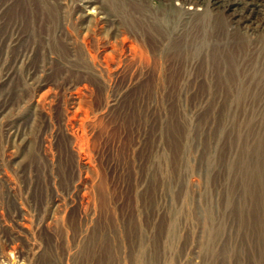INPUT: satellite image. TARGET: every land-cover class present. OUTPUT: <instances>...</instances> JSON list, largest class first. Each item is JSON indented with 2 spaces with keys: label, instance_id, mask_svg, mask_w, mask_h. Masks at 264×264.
Listing matches in <instances>:
<instances>
[{
  "label": "rangeland",
  "instance_id": "1",
  "mask_svg": "<svg viewBox=\"0 0 264 264\" xmlns=\"http://www.w3.org/2000/svg\"><path fill=\"white\" fill-rule=\"evenodd\" d=\"M111 1L0 0V264H264V0Z\"/></svg>",
  "mask_w": 264,
  "mask_h": 264
},
{
  "label": "bare ground",
  "instance_id": "2",
  "mask_svg": "<svg viewBox=\"0 0 264 264\" xmlns=\"http://www.w3.org/2000/svg\"><path fill=\"white\" fill-rule=\"evenodd\" d=\"M111 1V0H110ZM137 1H139V2H135V1H131V0H122V2H121V4L120 5H122V6H124L125 8L124 9H126L127 10V14H129V12H131V14H133V15H128L129 16V18L131 19V22H130V25H131V27L129 28V31H136L137 33L141 30V33L143 34V29H142V26L145 24V20H146V18H144L145 16H141L142 14L144 15V12H145V8H144V10H142V8H141V6H142V3L144 2L143 0L141 1V0H137ZM140 1H141V3H140ZM165 1V0H164ZM181 1V3H191V4H194V5H199V4H201V3H203L204 2V0H180ZM99 2V1H98ZM112 2V1H111ZM120 2V1H119ZM116 3V2H115ZM114 3V4H115ZM213 3H214V6H216L219 10H220V12H221V14L223 15V17H224V15L226 14V13H228L227 14V16H228V20H229V22L230 23H233V24H235V25H237V27L238 26H241V25H243V24H245V25H247L246 27H249V29L250 30H257L261 25H262V19H260V18H257V17H254V16H246L247 14H245V8L244 7H241L242 5H246V6H248V5H257V3H255V0H251V1H248V0H245V2L244 1H240V0H213ZM106 4H107V2H106ZM112 4V3H111ZM113 5V4H112ZM111 5V6H112ZM202 5V4H201ZM106 6V5H105ZM104 6V7H105ZM108 6V5H107ZM118 6V5H117ZM209 6V5H208ZM144 7V6H143ZM110 8V7H109ZM149 8V7H148ZM165 8V7H164ZM96 9V8H95ZM113 9V8H112ZM123 9V8H122ZM180 9V8H179ZM98 10V9H97ZM101 10V9H100ZM117 10H118V8H117ZM147 10V9H146ZM150 10H152V9H150ZM164 10V9H163ZM104 11V10H103ZM107 11V10H106ZM177 11V10H176ZM118 12V11H117ZM120 12V11H119ZM151 12V11H150ZM172 12H173V10H172ZM197 12V11H196ZM114 13H115V11H114ZM152 13V12H151ZM134 14H136V16L138 17L137 19H138V22H136L135 20V18H136V16L134 15ZM173 14V13H172ZM175 14V13H174ZM154 15V14H153ZM192 15V14H191ZM195 15V14H194ZM202 15H208L209 17H211L212 16V13H210L209 12V10H206V9H204L203 10V13H202ZM148 16V15H147ZM151 16V15H150ZM171 16V15H170ZM173 16V15H172ZM216 17V16H215ZM186 18H187V16H186ZM95 19V18H94ZM101 19H103V18H101ZM105 19V18H104ZM125 19V18H124ZM190 19V18H189ZM219 19V18H218ZM217 19V20H218ZM89 20V19H88ZM153 20V19H152ZM155 20V19H154ZM170 20V19H169ZM197 20V19H196ZM222 20H223V18H222ZM225 20V19H224ZM174 21V20H173ZM205 21V20H204ZM220 21V20H219ZM218 21V22H219ZM90 22V21H89ZM127 22V21H126ZM150 22H151V20H150ZM153 22V21H152ZM163 22H165V20H163ZM168 22V21H167ZM183 22V21H182ZM187 22V21H186ZM197 22V21H196ZM199 22V21H198ZM222 21H220V23H221ZM93 23V22H92ZM156 23V22H155ZM184 23V22H183ZM209 21L207 22V25L206 24H204L203 25V28H202V36H201V40L202 41H205V43H208V41L206 42V37L204 38V35L205 36H207V39L208 40H213V39H215L214 41H216V42H218V43H220V46L222 45V43H223V48L222 49H231L230 48V46H229V43L227 42V40L225 39L226 37H225V35L223 36V37H221V38H217V37H215L214 36V34H213V32H212V25L210 24V30H209ZM227 22H225V24H226ZM150 24V23H149ZM153 24V23H152ZM168 24V23H167ZM166 24V25H167ZM191 24H194V23H191ZM222 24V23H221ZM92 25V24H91ZM188 25V24H187ZM186 25V26H187ZM244 25V26H245ZM179 26V25H178ZM180 26H182V25H180ZM179 26V27H180ZM183 26H185V25H183ZM214 26V25H213ZM221 26V25H220ZM224 26V25H223ZM177 27V26H176ZM200 27V26H199ZM215 27V26H214ZM218 27H219V25H218ZM230 27V26H229ZM155 28V27H154ZM160 28V27H159ZM185 28V27H184ZM192 28V27H191ZM197 28H198V26H197ZM222 28V27H221ZM232 28V27H231ZM117 29V28H116ZM190 29V28H189ZM188 29V30H189ZM195 29H196V26H195ZM223 29V28H222ZM229 29V28H228ZM237 29H239V27L237 28ZM139 30V31H138ZM148 30L150 31V30H153L151 27L150 28H148ZM167 30H169V29H167ZM178 30V29H177ZM225 30V29H224ZM233 30V29H232ZM182 31V30H181ZM192 31V30H191ZM235 31V30H234ZM237 31V30H236ZM126 32H128V31H126ZM165 32H166V30H165ZM176 32V31H175ZM184 32V31H183ZM196 32V31H195ZM200 32V31H199ZM216 32V31H215ZM224 32V31H223ZM229 32V31H228ZM162 33V32H161ZM185 33V32H184ZM187 33V32H186ZM194 32H192V34H193ZM240 33V32H239ZM245 33H246V29H245ZM123 34V33H122ZM128 34V33H127ZM154 34V33H153ZM219 34H220V32H219ZM224 34V33H223ZM236 34V33H235ZM253 34H254V32H253ZM256 34V33H255ZM140 35V34H139ZM174 34H172V35H170V37L171 36H173ZM179 35V34H178ZM245 35V34H244ZM259 35V34H258ZM143 36V35H142ZM160 36V35H159ZM191 36V35H190ZM222 36V35H221ZM236 36V35H235ZM129 37V36H128ZM166 37V36H165ZM230 37V36H229ZM234 37V36H233ZM243 37V36H242ZM138 38V37H137ZM146 38V37H145ZM161 38V37H160ZM184 38V37H183ZM189 38V37H188ZM194 39H193V43L192 44H194L195 46L197 45L198 47H199V38H200V36L197 38V36H195V37H193ZM239 38V37H238ZM245 38H247V36L245 37ZM163 39V38H162ZM185 39V38H184ZM187 39V38H186ZM229 39V38H228ZM240 39H241V37H240ZM251 39H253V38H251ZM257 39V38H256ZM178 40H179V38H178ZM189 40V39H188ZM187 40V41H188ZM236 40V39H235ZM245 40V39H244ZM163 41V40H162ZM174 41V40H173ZM214 41H213V43H214ZM232 41V40H231ZM242 41V40H241ZM257 41V40H256ZM136 42V41H135ZM165 42V41H164ZM167 42V41H166ZM239 42V41H238ZM134 43V42H133ZM132 43V44H133ZM175 43V45H173V49H186L187 47H186V43H184V41L183 40H180L179 42H174ZM213 43H212V45H213ZM239 43H241V42H239ZM247 43H248V41H247ZM252 43V42H251ZM160 45H161V41H160V43H159ZM167 44H168V42H167ZM201 44V43H200ZM231 44H232V42H231ZM230 44V45H231ZM235 44V43H234ZM233 44V45H234ZM135 45V44H134ZM137 45H138V43H137ZM147 45V44H146ZM149 45V44H148ZM147 45V46H148ZM207 45V44H206ZM237 45V44H236ZM243 45V44H242ZM244 45H245V43H244ZM249 45V44H248ZM146 46V47H147ZM151 46V45H150ZM155 46V45H154ZM194 46V47H195ZM196 46V47H197ZM216 46V45H215ZM220 46H218V48L220 49ZM246 46V45H245ZM149 47V46H148ZM153 47V46H152ZM161 47H165V46H161ZM195 47V48H196ZM202 47V46H201ZM244 47V46H243ZM140 48V45H139V47L138 46H134V49H139ZM212 48H214V47H212ZM216 48V47H215ZM252 48V47H251ZM254 48H256L255 46H254ZM161 49V48H160ZM168 49V48H167ZM238 49H239V46H238ZM240 49H245V48H240ZM198 50V49H197ZM262 80V79H261Z\"/></svg>",
  "mask_w": 264,
  "mask_h": 264
}]
</instances>
